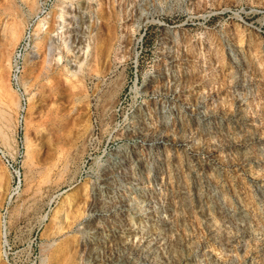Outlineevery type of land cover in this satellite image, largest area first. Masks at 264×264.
I'll return each instance as SVG.
<instances>
[{
    "label": "rangeland",
    "instance_id": "obj_1",
    "mask_svg": "<svg viewBox=\"0 0 264 264\" xmlns=\"http://www.w3.org/2000/svg\"><path fill=\"white\" fill-rule=\"evenodd\" d=\"M0 144V264H264V0H0Z\"/></svg>",
    "mask_w": 264,
    "mask_h": 264
},
{
    "label": "built area",
    "instance_id": "obj_2",
    "mask_svg": "<svg viewBox=\"0 0 264 264\" xmlns=\"http://www.w3.org/2000/svg\"><path fill=\"white\" fill-rule=\"evenodd\" d=\"M27 27V25H26ZM26 49V42L21 39L19 43H17L9 56V76L10 79L13 81V83H16L15 81L17 80L18 74L21 69V61H22V56L24 54V51ZM116 126H113L110 129L111 133L114 131ZM94 133H97V125L95 118L92 117L90 122H89V127L88 131L85 137V143L86 145H89L90 147L92 146V143L95 142L96 140V135ZM110 134H108L109 137ZM107 137V138H108ZM96 149L98 147V144L96 143L95 145ZM0 161L1 163L5 166L7 169L9 175H10V190L7 195V198H11L16 192L18 191L20 185H21V178H22V173L19 168V166L8 156L7 152L5 151L4 147L0 144ZM82 171H79L77 175V180L81 178ZM5 206L2 211V217L5 216Z\"/></svg>",
    "mask_w": 264,
    "mask_h": 264
},
{
    "label": "bare ground",
    "instance_id": "obj_3",
    "mask_svg": "<svg viewBox=\"0 0 264 264\" xmlns=\"http://www.w3.org/2000/svg\"><path fill=\"white\" fill-rule=\"evenodd\" d=\"M87 49V48H86ZM87 52V51H86ZM82 64V63H81ZM76 73V71H71V74ZM2 226H4V224L2 223Z\"/></svg>",
    "mask_w": 264,
    "mask_h": 264
}]
</instances>
